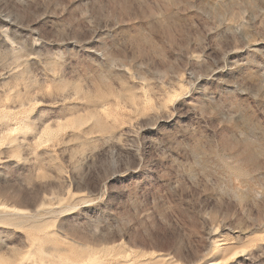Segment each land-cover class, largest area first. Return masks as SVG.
<instances>
[{"label": "rangeland", "instance_id": "rangeland-1", "mask_svg": "<svg viewBox=\"0 0 264 264\" xmlns=\"http://www.w3.org/2000/svg\"><path fill=\"white\" fill-rule=\"evenodd\" d=\"M0 264H264V0H0Z\"/></svg>", "mask_w": 264, "mask_h": 264}]
</instances>
